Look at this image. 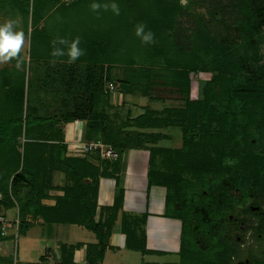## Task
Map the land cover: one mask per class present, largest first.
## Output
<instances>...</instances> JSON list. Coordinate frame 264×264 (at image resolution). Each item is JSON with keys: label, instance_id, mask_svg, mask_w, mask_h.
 <instances>
[{"label": "trees", "instance_id": "1", "mask_svg": "<svg viewBox=\"0 0 264 264\" xmlns=\"http://www.w3.org/2000/svg\"><path fill=\"white\" fill-rule=\"evenodd\" d=\"M0 16L28 42L26 59L20 52L0 69V209L17 210V232L39 221L82 227L97 239L85 245L84 264H103L119 221L126 250L164 256L147 249V214L122 211L123 189L96 221L99 180L117 183L125 153L144 150L148 188L165 190L163 217L181 225L179 261L165 264L201 260L202 232L231 203L230 187L264 179V0H0ZM139 24L153 42L134 35ZM77 37L78 60L53 55L66 48L59 39ZM206 74L192 100L194 80ZM155 87L175 90L183 106L120 115L127 107L115 105L116 95L151 102ZM74 122L84 124L83 143L100 141L118 158L62 160L63 129ZM169 128L181 131V148L159 146ZM55 175L64 176L63 187ZM83 247L61 244L55 263L48 250L36 263L0 255V264H74Z\"/></svg>", "mask_w": 264, "mask_h": 264}, {"label": "crops", "instance_id": "2", "mask_svg": "<svg viewBox=\"0 0 264 264\" xmlns=\"http://www.w3.org/2000/svg\"><path fill=\"white\" fill-rule=\"evenodd\" d=\"M127 97L132 96H125L122 97V95L118 94L115 97V105L119 106L122 103V100L126 103V110H121L122 117L124 116L125 112L130 111L131 114L137 116L141 108L143 107H150L151 104L149 100L146 98L136 99V102H129L127 100ZM133 98V97H132ZM143 99L146 101L144 102ZM155 103V102H154ZM154 106V105H153ZM155 109L156 108H150ZM144 112V110H142ZM84 131V124L82 122H74L68 125L64 126L63 133H64V141L67 144V154L65 156L67 157H83L84 154L82 150L80 149L82 141V135ZM129 153L124 155L128 158V161L123 159V170L118 178V182L116 183L113 179H104L101 178L98 183V194H97V217L96 221L99 220L100 211L104 207L112 206L115 199L116 189H123L124 196H123V203H122V211L128 214L132 215H139V214H147V221H146V235H147V249L150 251H160L167 254H173L178 253L179 251V236L181 231V225L179 222L170 220L163 217V209L160 206H157L156 204V198L159 196L157 192H154L153 190L163 189V188H157L152 187L148 188L147 184V178L146 180H142L144 182V185L147 187V191L145 196L142 194V184H137L135 182L136 175L134 174V167L133 164L138 160L136 159L137 154L136 153H146L147 154V167L146 172L148 168V152L144 150H129L127 151ZM64 156V158H65ZM54 185L57 187H63L64 186V176L63 175H55L54 176ZM164 191V190H163ZM138 193H141L143 195L142 201L135 198ZM60 191L56 190L50 193V196L53 197L55 195H60ZM142 195H137L138 198H140ZM44 204L52 205L54 204L53 200H46L44 201ZM150 205V209H149ZM17 219V220H16ZM9 221V232L7 238L14 237L15 232V223L18 220V214L17 218L8 220ZM35 225H39L43 228V237L42 241H46V245L44 247V253L49 250V259L50 257L57 256L59 253V247L61 244H67V245H75V244H83L84 247L82 249H79L74 253V264H84V257H85V245L87 244H96L97 239L94 237V241L92 242H72L71 236H74L72 234V227H78V226H67V225H55L53 227H45L42 225V223L35 222ZM82 228V227H78ZM84 229V228H83ZM89 232V231H88ZM18 233V232H17ZM91 233V232H90ZM92 234V233H91ZM46 238V239H45ZM4 240V241H5ZM2 241V242H4ZM51 242V243H50ZM1 243V242H0ZM50 243V244H49ZM55 244V245H53ZM178 245L175 247V245ZM109 246L110 248L106 251L104 262H106V258L108 256L109 252H119L122 248H124V236L121 234V228L119 221L116 223V225L112 229V234L109 239ZM1 250V248H0ZM176 250V251H175ZM2 252V250H1ZM0 252V255L3 257H10L9 255L2 254ZM171 252V253H168ZM43 253V255H44ZM42 255V256H43ZM55 260V259H54ZM38 262V261H36ZM36 262H25V263H36Z\"/></svg>", "mask_w": 264, "mask_h": 264}, {"label": "rangeland", "instance_id": "3", "mask_svg": "<svg viewBox=\"0 0 264 264\" xmlns=\"http://www.w3.org/2000/svg\"><path fill=\"white\" fill-rule=\"evenodd\" d=\"M8 20H11L10 17L2 18L0 16V24L6 22ZM27 47H28V42H27V39H25L24 45L21 49V55H22V58H24V59L27 58L26 57ZM9 64H10L9 62L0 63V69H2L5 66H8ZM209 77H210V75L206 74L204 76L201 75L199 78H196L194 80V83L192 84V92H191L192 100L193 99L197 100V98H200V86H202V85H200L199 82L201 84H203L205 82V80L209 79ZM196 80H198L199 82H197ZM152 97H153V101L148 102V104L149 103L151 104V106L149 108L152 107V108H156L157 110H163L165 108H171V107L172 108H179V107L183 106L182 99L175 90L163 89L161 87H155L152 90ZM141 98H144V97L136 95V96H133V98L127 97V100L129 103V102H136V99L141 100ZM122 101L125 102L124 100H122ZM143 101L145 102L146 100L143 99ZM154 101H157V102L154 103ZM164 132L170 135V139L160 142L159 146L170 148V149L181 148V146H182V134L178 128H169L168 130H166ZM127 153H129V152H126L125 154H127ZM136 154H137L136 159H138V160L133 164V167L135 169L134 174L136 175L135 182H137L138 174H139L140 177L138 179L137 184L140 185L141 183H143L142 188H140V189L142 190V194L145 196L146 191H147V187L144 185L145 181L143 182L142 180H146V178H147V172H146L147 154L143 153V152L136 153ZM123 159H124V156H123ZM125 159L128 161L127 157H125ZM163 190L164 189H158V190H153V191L157 192L158 194L160 192L159 196H157V198H156V204H157V206H160V209L162 207V209L164 210V208H165V203H164L165 190L164 191ZM138 194L142 195L141 193H138ZM137 195L134 197L139 199L140 201H142L143 195L140 198H138ZM149 209H150V205H149ZM3 212H4V215H5V218L7 219V221L17 218V210L15 208L3 210ZM139 215H141V214H139ZM42 230H43V228L41 226L31 224L30 228L28 229V231L25 234L17 233V235H16L14 233L16 238H15V236L12 238L8 237L7 240H5L4 242H1L0 248H1L2 252H1V250H0V252L2 254L13 256L15 261H18V262L25 263V262H36V261H38L40 259V257L43 255L44 247L46 245V241H42V238H44ZM8 234H10V232ZM72 234L74 235V236H71V241L73 243L78 242V240L82 241V242H92V241H94V237H95L93 234L88 232L86 229L78 228V227H74V228L72 227ZM179 241H180V238H179ZM53 245H55V244H53ZM176 246H178V245L176 244L175 247ZM168 253H171V252H168ZM204 253L205 252L202 251L201 255H204ZM58 256H59V254H58ZM55 257H57V256H55ZM203 259L204 258H202V260ZM178 261H179L178 253H173V254L172 253L171 254L166 253L164 256L149 255V256L143 257L139 253L124 250L122 248L121 250H119V252H113V253L109 252L108 256L106 258L105 264H145V263H152V262H155L158 264H165V263H176ZM50 262L55 263V262H53V256L50 257Z\"/></svg>", "mask_w": 264, "mask_h": 264}, {"label": "flooded vegetation", "instance_id": "4", "mask_svg": "<svg viewBox=\"0 0 264 264\" xmlns=\"http://www.w3.org/2000/svg\"><path fill=\"white\" fill-rule=\"evenodd\" d=\"M231 203L202 232L195 264H264V179L231 186Z\"/></svg>", "mask_w": 264, "mask_h": 264}, {"label": "clouds", "instance_id": "5", "mask_svg": "<svg viewBox=\"0 0 264 264\" xmlns=\"http://www.w3.org/2000/svg\"><path fill=\"white\" fill-rule=\"evenodd\" d=\"M99 8V4L92 5L94 11ZM112 11L114 14L119 15V8L116 4L112 5ZM134 35L145 44L151 43L154 40L153 33L150 30L146 31V26L144 24L136 26ZM24 42V33L16 29L15 21L8 20L0 24V63H6L17 58ZM57 43L66 46V48L54 47L53 55L58 57L67 56L69 63L75 62L84 54L80 47V39L78 37L70 41L61 38Z\"/></svg>", "mask_w": 264, "mask_h": 264}, {"label": "built area", "instance_id": "6", "mask_svg": "<svg viewBox=\"0 0 264 264\" xmlns=\"http://www.w3.org/2000/svg\"><path fill=\"white\" fill-rule=\"evenodd\" d=\"M61 1L71 2L72 0H61ZM109 90L110 91L113 90V86L111 84L109 85ZM80 149L82 150L83 154L96 153L103 160L115 161L118 158L117 153L110 146H107L100 141L88 143V144L82 143ZM1 199L2 197L0 195V201ZM14 227L17 235L18 221H16ZM8 233H9V221H7V219L5 218L3 210L0 209V240L2 238L7 237Z\"/></svg>", "mask_w": 264, "mask_h": 264}, {"label": "water", "instance_id": "7", "mask_svg": "<svg viewBox=\"0 0 264 264\" xmlns=\"http://www.w3.org/2000/svg\"><path fill=\"white\" fill-rule=\"evenodd\" d=\"M182 3L185 4V1H183ZM64 156H65V154L62 153V154H61V159H62V160L64 159Z\"/></svg>", "mask_w": 264, "mask_h": 264}]
</instances>
